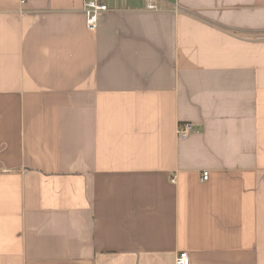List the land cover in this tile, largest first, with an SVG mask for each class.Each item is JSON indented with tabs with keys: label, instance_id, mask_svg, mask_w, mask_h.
<instances>
[{
	"label": "crops",
	"instance_id": "obj_1",
	"mask_svg": "<svg viewBox=\"0 0 264 264\" xmlns=\"http://www.w3.org/2000/svg\"><path fill=\"white\" fill-rule=\"evenodd\" d=\"M102 1L0 0V264H264V0Z\"/></svg>",
	"mask_w": 264,
	"mask_h": 264
},
{
	"label": "built area",
	"instance_id": "obj_2",
	"mask_svg": "<svg viewBox=\"0 0 264 264\" xmlns=\"http://www.w3.org/2000/svg\"><path fill=\"white\" fill-rule=\"evenodd\" d=\"M27 0H20L21 5H25ZM148 10L156 11L157 8L153 4H148ZM110 9L106 3L102 0H83L82 13L85 18L87 30L91 33H95L98 27L99 17L103 13L109 12ZM193 131V125L189 123L181 124L178 127L177 135L180 139H186ZM209 178V173L205 172L203 174V180L207 181ZM174 182V181H173ZM175 264H190L189 254L186 252H181L178 254Z\"/></svg>",
	"mask_w": 264,
	"mask_h": 264
}]
</instances>
